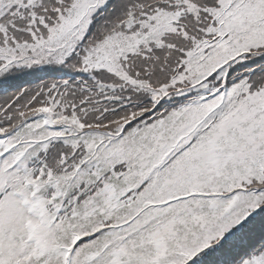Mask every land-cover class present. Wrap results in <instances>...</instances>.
I'll return each instance as SVG.
<instances>
[{
  "label": "snow or ice",
  "instance_id": "snow-or-ice-1",
  "mask_svg": "<svg viewBox=\"0 0 264 264\" xmlns=\"http://www.w3.org/2000/svg\"><path fill=\"white\" fill-rule=\"evenodd\" d=\"M0 264H264V0H0Z\"/></svg>",
  "mask_w": 264,
  "mask_h": 264
}]
</instances>
